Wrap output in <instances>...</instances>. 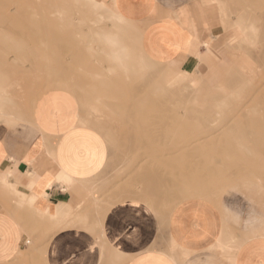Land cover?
Instances as JSON below:
<instances>
[{"label": "crops", "instance_id": "1", "mask_svg": "<svg viewBox=\"0 0 264 264\" xmlns=\"http://www.w3.org/2000/svg\"><path fill=\"white\" fill-rule=\"evenodd\" d=\"M97 1L153 60L214 71L217 87L236 80L223 30L189 0ZM33 107L0 119V264H264L257 114L239 117V137L186 146L165 188L158 168L129 160L127 140L88 124L71 90L51 88Z\"/></svg>", "mask_w": 264, "mask_h": 264}, {"label": "rangeland", "instance_id": "2", "mask_svg": "<svg viewBox=\"0 0 264 264\" xmlns=\"http://www.w3.org/2000/svg\"><path fill=\"white\" fill-rule=\"evenodd\" d=\"M189 2L223 30L234 82L153 60L139 35L114 33L124 24L97 0H0V119L21 120L47 90L69 89L88 124L127 140L129 160L158 168L166 188L186 146L239 137L241 115L264 120V0Z\"/></svg>", "mask_w": 264, "mask_h": 264}, {"label": "bare ground", "instance_id": "3", "mask_svg": "<svg viewBox=\"0 0 264 264\" xmlns=\"http://www.w3.org/2000/svg\"><path fill=\"white\" fill-rule=\"evenodd\" d=\"M95 5V4H94ZM23 26H24V23H23ZM212 32V31H211Z\"/></svg>", "mask_w": 264, "mask_h": 264}]
</instances>
